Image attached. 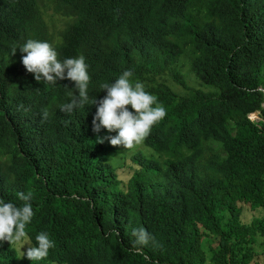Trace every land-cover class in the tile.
I'll use <instances>...</instances> for the list:
<instances>
[{
    "label": "trees",
    "instance_id": "1",
    "mask_svg": "<svg viewBox=\"0 0 264 264\" xmlns=\"http://www.w3.org/2000/svg\"><path fill=\"white\" fill-rule=\"evenodd\" d=\"M28 39L61 61L85 57L84 108L60 110L73 83L26 72ZM127 70L167 115L132 150L124 182L119 147L96 143L116 133L92 131V101ZM29 191L26 231L55 247L30 261L4 242L0 264H264V214L242 218L243 203L264 212V0H0V199ZM139 227L157 246L133 247Z\"/></svg>",
    "mask_w": 264,
    "mask_h": 264
},
{
    "label": "clouds",
    "instance_id": "2",
    "mask_svg": "<svg viewBox=\"0 0 264 264\" xmlns=\"http://www.w3.org/2000/svg\"><path fill=\"white\" fill-rule=\"evenodd\" d=\"M16 51L17 49L13 50V55ZM19 51L22 53L23 67L27 73L33 74L38 83L43 81L44 84L56 85L57 81L67 80L74 84L75 87L70 92L71 101L61 105L62 112L71 113L74 109L85 107L89 101L91 77L83 55L61 61L52 44L35 39H28L19 47ZM132 76V71L127 70L114 82L100 84L106 95L99 101H92V105H96L92 131L99 134L104 129L116 135L102 138L98 136L96 143L103 144L107 141L112 147L122 146L123 149L130 150L141 144L150 135L151 129L166 117V108L158 102V98L146 91L143 82L133 81ZM47 116L45 110L43 118L46 119ZM16 197L20 204L0 199V245L7 242L10 246L19 245L21 249L27 245L26 252L21 251V258L43 260L55 247V243L43 231L35 236V244L32 243L26 231V226L34 216L32 192H18ZM132 236L135 237L133 247L137 251L150 243L157 246L155 238L143 227L134 228Z\"/></svg>",
    "mask_w": 264,
    "mask_h": 264
},
{
    "label": "rangeland",
    "instance_id": "3",
    "mask_svg": "<svg viewBox=\"0 0 264 264\" xmlns=\"http://www.w3.org/2000/svg\"><path fill=\"white\" fill-rule=\"evenodd\" d=\"M47 14H50V10L46 11ZM63 26V22L60 19H55L53 24H50V28L52 29L53 32H57L58 29L60 27ZM187 63L183 65L182 67V72L186 75V80L188 85L190 86H198L197 85V80H195V78L191 75L188 74L187 72ZM169 85L171 86V88L179 93H184L185 90L184 88L177 84L175 81H173L172 79H170V82L168 80ZM249 117L252 120H258L260 119L259 117V112H255L249 115ZM141 147V144L134 146L132 149H123L122 146L119 147L118 149V153L120 154L119 158H115L114 159V163L117 166V174L120 180L126 182L127 178L132 174V170H133V166H136V164L133 162V160L130 159V155L132 153V150L135 148H139ZM243 206V213H242V218L245 222H249L252 217L256 216V215H262L264 214V212L261 209H251L249 208V205L246 203L242 204ZM264 240V238L259 237L257 242H260ZM208 242L205 243V249L207 250L206 254L209 255V250H208ZM17 250L19 251V253L21 254V251L24 252L27 250V245L24 246V248L21 249V247L19 245H14ZM254 249L257 251L260 249V245L258 243L255 244ZM256 259L260 258V257H255ZM205 264H210L209 260L207 259V262ZM253 264V263H252Z\"/></svg>",
    "mask_w": 264,
    "mask_h": 264
}]
</instances>
